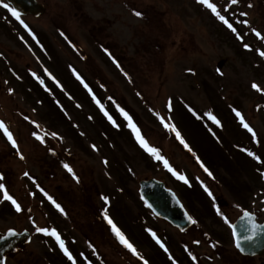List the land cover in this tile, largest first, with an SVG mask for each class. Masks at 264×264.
Segmentation results:
<instances>
[{"label":"rangeland","instance_id":"obj_1","mask_svg":"<svg viewBox=\"0 0 264 264\" xmlns=\"http://www.w3.org/2000/svg\"><path fill=\"white\" fill-rule=\"evenodd\" d=\"M37 2L0 0V233L31 234L6 264H264L230 230L264 219V0ZM151 177L190 227L140 199Z\"/></svg>","mask_w":264,"mask_h":264},{"label":"water","instance_id":"obj_2","mask_svg":"<svg viewBox=\"0 0 264 264\" xmlns=\"http://www.w3.org/2000/svg\"><path fill=\"white\" fill-rule=\"evenodd\" d=\"M4 1L20 15L39 16L45 11L43 5L37 3L36 0ZM138 192L141 200L156 216L167 220L179 230H184L191 224L180 201L171 190L164 187L162 182L155 179L143 180L139 182ZM252 224H255L258 230L255 238L247 240L245 237L252 236ZM231 230L235 247L241 254L254 256L260 255L264 251V222L258 224L253 215L244 212L232 224ZM9 233H15V235H9ZM28 240L29 235L26 232L8 231L5 236L0 238V264H3L6 254L15 252L18 244H25ZM237 242L240 243V248L237 247Z\"/></svg>","mask_w":264,"mask_h":264},{"label":"snow or ice","instance_id":"obj_3","mask_svg":"<svg viewBox=\"0 0 264 264\" xmlns=\"http://www.w3.org/2000/svg\"><path fill=\"white\" fill-rule=\"evenodd\" d=\"M200 2L207 4L208 7L212 8V5L211 4H208V0H200ZM232 3H236V0H232ZM3 7L8 8V5L7 4H4ZM8 10L11 12V14L16 19H18V20L20 19V13L18 11L14 10L12 8H8ZM212 10L215 12V8H212ZM135 15L140 16L141 13H138L137 12V13H135ZM221 19H223V17H221ZM254 87H255V85H254ZM237 115H239V113H237ZM241 123L243 124V120H241ZM2 127H3V125L0 124V128H2ZM244 127L245 128H248V125L247 124H244ZM249 131H251V129H249ZM9 139H11V136H9ZM140 142H141L142 145H144L145 147H147L146 144H145V142L142 140V138L140 139ZM13 146H15V142L14 141H13ZM149 151H152L153 153H155V150L154 149H149ZM249 154L251 155V153H249ZM156 155H157V158H159L158 153H156ZM68 170L71 171V169H68ZM2 179H3V177L0 176V180H2ZM0 190H3V185H0ZM4 199H11V197L7 194L6 191L4 192ZM49 199H51V198H49ZM105 202L107 203V201H105ZM13 203H15V201H13ZM56 206H57V208H59V205H56ZM17 210L18 211L20 210L19 209V205H17ZM105 218L107 219V216H105ZM249 220H251L250 217H249ZM108 222L111 223V220H109ZM257 230L258 229H257L256 225L255 224H252V226H251L252 236H247V237H245V239L251 240V239L255 238V235L257 233ZM113 231L116 233V235L119 238L120 242L122 244H124L125 247L129 248L135 254V249L132 248V246L127 242V240H125V238L119 233V231L116 230L115 228H113ZM46 234L54 236L56 238V240L58 241L59 246L61 247V249L65 252V255H69L68 249L64 246L63 241L60 240V236L54 230L51 233H47L46 232ZM9 235H15V233H9ZM237 247L238 248L241 247V245H240L239 242H237ZM69 259H72V257L70 255H69Z\"/></svg>","mask_w":264,"mask_h":264},{"label":"flooded vegetation","instance_id":"obj_4","mask_svg":"<svg viewBox=\"0 0 264 264\" xmlns=\"http://www.w3.org/2000/svg\"><path fill=\"white\" fill-rule=\"evenodd\" d=\"M257 216H258V214H257ZM257 218V217H256ZM258 222H260V221H262V219L261 220H259L258 218L256 219Z\"/></svg>","mask_w":264,"mask_h":264}]
</instances>
